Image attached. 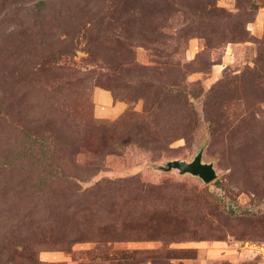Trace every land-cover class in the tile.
I'll return each instance as SVG.
<instances>
[{
  "label": "rangeland",
  "instance_id": "374dc122",
  "mask_svg": "<svg viewBox=\"0 0 264 264\" xmlns=\"http://www.w3.org/2000/svg\"><path fill=\"white\" fill-rule=\"evenodd\" d=\"M0 264H264V0H0Z\"/></svg>",
  "mask_w": 264,
  "mask_h": 264
},
{
  "label": "water",
  "instance_id": "95a60500",
  "mask_svg": "<svg viewBox=\"0 0 264 264\" xmlns=\"http://www.w3.org/2000/svg\"><path fill=\"white\" fill-rule=\"evenodd\" d=\"M161 169L167 171L175 169L181 175L191 174L201 178L205 183L213 181L217 176L213 163L208 164L203 161L202 152L196 155L192 161H169L164 167H161Z\"/></svg>",
  "mask_w": 264,
  "mask_h": 264
}]
</instances>
